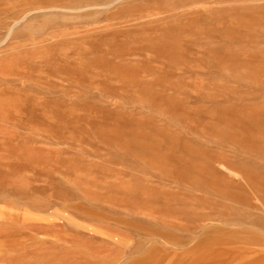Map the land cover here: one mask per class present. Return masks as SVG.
<instances>
[{"label": "rangeland", "instance_id": "374dc122", "mask_svg": "<svg viewBox=\"0 0 264 264\" xmlns=\"http://www.w3.org/2000/svg\"><path fill=\"white\" fill-rule=\"evenodd\" d=\"M0 264H264V0H0Z\"/></svg>", "mask_w": 264, "mask_h": 264}]
</instances>
